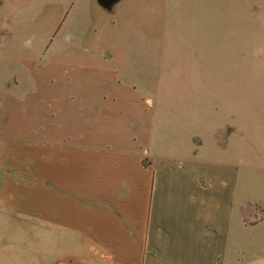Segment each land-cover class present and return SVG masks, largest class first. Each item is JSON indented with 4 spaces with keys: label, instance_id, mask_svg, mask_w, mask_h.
I'll use <instances>...</instances> for the list:
<instances>
[{
    "label": "rangeland",
    "instance_id": "1",
    "mask_svg": "<svg viewBox=\"0 0 264 264\" xmlns=\"http://www.w3.org/2000/svg\"><path fill=\"white\" fill-rule=\"evenodd\" d=\"M96 45L102 60L80 54ZM4 52L34 60L52 84L67 71L73 85L101 88L100 118L70 115L95 118L102 133L209 156L208 173L232 186L228 246L264 248V0H0V87L11 84V75L2 81L17 73L15 61L19 85H37ZM6 222L2 231L13 233ZM9 233L0 234V264H65L55 258L67 248L47 236L31 238L32 248Z\"/></svg>",
    "mask_w": 264,
    "mask_h": 264
},
{
    "label": "crops",
    "instance_id": "2",
    "mask_svg": "<svg viewBox=\"0 0 264 264\" xmlns=\"http://www.w3.org/2000/svg\"><path fill=\"white\" fill-rule=\"evenodd\" d=\"M98 49L80 54L102 60ZM4 54L28 66L24 81L37 85H19L14 60L17 73L0 87V234L10 220L22 244L39 248L31 238L47 236L52 248H67L55 263L264 264V248L228 246L232 186L208 173L209 156L149 151L143 138L102 133L95 118L70 115H97L101 88L73 85L67 71L52 84L34 60Z\"/></svg>",
    "mask_w": 264,
    "mask_h": 264
}]
</instances>
